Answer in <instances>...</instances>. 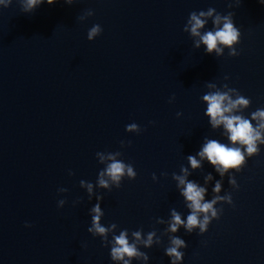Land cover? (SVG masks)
Wrapping results in <instances>:
<instances>
[{
  "label": "water",
  "instance_id": "obj_1",
  "mask_svg": "<svg viewBox=\"0 0 264 264\" xmlns=\"http://www.w3.org/2000/svg\"><path fill=\"white\" fill-rule=\"evenodd\" d=\"M208 7L234 12L240 55L226 49L216 57L193 46L184 25L192 11ZM88 9L94 14L80 20ZM97 23L103 31L90 41L88 29ZM209 81L250 97L245 115L264 106L259 0H57L31 13L19 0L0 7V264H114L110 248L87 231L96 201L79 184L95 183L104 166L98 151H121L137 171L120 188L98 189L102 223L162 231L157 217L167 219L173 207L186 215L171 174L187 165L205 135L225 139L204 115ZM132 122L139 133L125 130ZM261 148L235 173L238 189L224 177L221 194L231 192L233 204L217 205L220 218L203 234L177 233L188 243L183 264H264ZM209 171L220 178L205 163L190 179L203 183ZM166 245L165 236L163 244L143 249L150 264H169Z\"/></svg>",
  "mask_w": 264,
  "mask_h": 264
},
{
  "label": "clouds",
  "instance_id": "obj_2",
  "mask_svg": "<svg viewBox=\"0 0 264 264\" xmlns=\"http://www.w3.org/2000/svg\"><path fill=\"white\" fill-rule=\"evenodd\" d=\"M13 0H0V7H8ZM22 11L31 13L42 4L53 5L57 0H19ZM239 2V0H237ZM264 4V0H259ZM65 4L72 5L74 0H64ZM232 4H229V8ZM94 11L88 9L80 20H85L92 16ZM211 21L212 27L207 25ZM103 31L102 26L93 24L87 32V39L94 40ZM184 31L193 37V46L203 52L216 57L223 56L228 50L229 56L240 55L237 45L241 41V29L234 21V12L227 14L218 12L214 7L207 10L192 11L184 25ZM224 80H229L225 75ZM208 91L201 96V100L206 104L204 115L208 117V123L213 130H220L224 140L211 138L207 135L203 137L199 149L194 154L186 156L187 165H181L179 173L173 172L172 179L180 196L183 198L184 205L188 210L187 214L177 210L175 207L170 209L167 219L156 218V224L165 225L162 231L155 227L145 232L141 227L136 230L120 228L116 222L107 225L102 223L105 215L102 208L104 195L98 189L111 191L113 187L120 188L122 181L127 178L133 180L137 176L134 164L126 162L122 157L123 153L117 151H98L96 157L98 162L104 165L98 172L95 183L81 179L80 187L86 190L88 200L95 197V203L88 209L91 217L87 231L94 237H100L103 245L110 248V259L114 264H150L151 257L147 251L153 245L163 244V237H167V245L164 247V255L169 258V264H183L185 252L183 249L188 247V243L177 233L181 228L185 233L197 234L205 233L210 223L214 219H219L223 207L218 204H233L231 192H224V177H228V183L232 189H238L240 185L236 179V172H240L248 162V159L258 155L264 146V106L257 107L248 115L245 110L252 103L251 98L243 95L239 89L230 87L228 83L218 85L216 82L206 83ZM175 99L173 95L169 102ZM177 112V116H181ZM154 123V122H151ZM128 132L139 133L141 127L138 123L132 122L125 126ZM123 147L125 142L121 141ZM131 143L130 141L128 142ZM205 163L209 164L214 172L220 177L216 179L213 172L203 174V183L197 179H190L193 172L201 170ZM70 175L74 173L69 171ZM161 175H167L162 173ZM152 179H158L156 173L152 174ZM214 181V183H213ZM211 185V198H206ZM59 192H67V188H59ZM66 199L58 200V207H63ZM26 226H30L27 225ZM118 233V234H117Z\"/></svg>",
  "mask_w": 264,
  "mask_h": 264
}]
</instances>
